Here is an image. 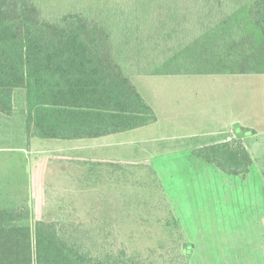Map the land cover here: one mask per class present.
<instances>
[{
    "label": "trees",
    "instance_id": "trees-1",
    "mask_svg": "<svg viewBox=\"0 0 264 264\" xmlns=\"http://www.w3.org/2000/svg\"><path fill=\"white\" fill-rule=\"evenodd\" d=\"M235 73H264V0H0V112L11 115L24 88L30 138L93 139L156 123L134 74ZM192 155L237 185L254 176L239 139ZM33 218L27 201L0 203V264H188L193 247L133 255L108 222Z\"/></svg>",
    "mask_w": 264,
    "mask_h": 264
},
{
    "label": "rangeland",
    "instance_id": "rangeland-1",
    "mask_svg": "<svg viewBox=\"0 0 264 264\" xmlns=\"http://www.w3.org/2000/svg\"><path fill=\"white\" fill-rule=\"evenodd\" d=\"M130 78L158 122L86 140L78 190H68L75 181L54 157L55 141L28 136L18 88L14 112H0V203L27 201L33 221L108 222L133 255L189 243L188 264H264V76ZM243 127L256 132L243 140ZM238 139L255 159L246 183L192 161L195 148Z\"/></svg>",
    "mask_w": 264,
    "mask_h": 264
},
{
    "label": "crops",
    "instance_id": "crops-1",
    "mask_svg": "<svg viewBox=\"0 0 264 264\" xmlns=\"http://www.w3.org/2000/svg\"><path fill=\"white\" fill-rule=\"evenodd\" d=\"M223 75L234 77L235 79L248 77V76H256L257 78H260V77L264 76V73H235V74H222V75H218V76H223ZM164 76H168V75H164ZM171 76H182V75H171ZM184 76H192V75H184ZM215 76H217V75H215ZM244 129H249V128L243 127L242 131L240 133H236L234 130L236 135H238L239 138H241L243 140L250 138L249 136L245 135ZM251 130H253V132H252V136H253L256 132V129H251ZM112 136H115V134L103 136V137H98V138H93L92 140H93V143H98L100 141H103V139H107V138L112 137ZM52 140L55 141L52 144V149H51V151L56 153V155L54 157L57 160H60L61 162H63L64 172L66 173V175H68V176L70 175V177H71L70 181L71 182L75 181V183L73 185L68 187V190H78L79 178H80V176L83 177V165L85 162V155H84L85 146L88 145V144H85V141L91 140V139H77V140L52 139ZM248 148H249V146H248ZM191 157H192V161L201 162L198 159H196L193 155H191ZM40 158H41L40 156H37L36 160H35L36 163L39 165H40V160H41ZM195 165H197V164H195ZM203 165H205V164L203 163ZM70 177H68V178H70Z\"/></svg>",
    "mask_w": 264,
    "mask_h": 264
}]
</instances>
